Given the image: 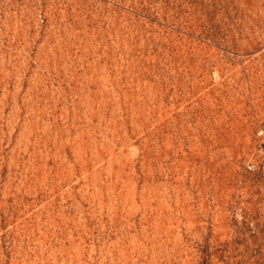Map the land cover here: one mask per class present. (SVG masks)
Instances as JSON below:
<instances>
[{"label": "rangeland", "instance_id": "374dc122", "mask_svg": "<svg viewBox=\"0 0 264 264\" xmlns=\"http://www.w3.org/2000/svg\"><path fill=\"white\" fill-rule=\"evenodd\" d=\"M263 128L264 0H0V264H264Z\"/></svg>", "mask_w": 264, "mask_h": 264}, {"label": "built area", "instance_id": "2783aa9c", "mask_svg": "<svg viewBox=\"0 0 264 264\" xmlns=\"http://www.w3.org/2000/svg\"><path fill=\"white\" fill-rule=\"evenodd\" d=\"M260 133L264 135V128L261 130ZM263 181H264V165H263ZM251 227L253 228V226H251Z\"/></svg>", "mask_w": 264, "mask_h": 264}]
</instances>
